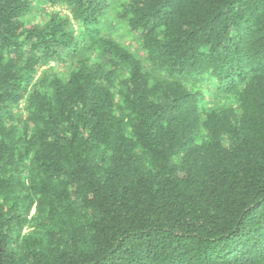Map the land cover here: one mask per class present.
<instances>
[{
    "label": "trees",
    "instance_id": "1",
    "mask_svg": "<svg viewBox=\"0 0 264 264\" xmlns=\"http://www.w3.org/2000/svg\"><path fill=\"white\" fill-rule=\"evenodd\" d=\"M0 264H264V0H0Z\"/></svg>",
    "mask_w": 264,
    "mask_h": 264
},
{
    "label": "rangeland",
    "instance_id": "2",
    "mask_svg": "<svg viewBox=\"0 0 264 264\" xmlns=\"http://www.w3.org/2000/svg\"><path fill=\"white\" fill-rule=\"evenodd\" d=\"M112 31H113L114 34H116V35H120V36H119L120 38H122V36H123V37L126 36L124 33H122L121 28L113 29ZM127 37H128V36H127Z\"/></svg>",
    "mask_w": 264,
    "mask_h": 264
}]
</instances>
